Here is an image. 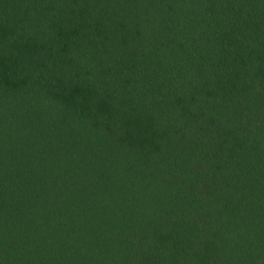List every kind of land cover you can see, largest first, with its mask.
Instances as JSON below:
<instances>
[{"label":"trees","instance_id":"16d2710c","mask_svg":"<svg viewBox=\"0 0 264 264\" xmlns=\"http://www.w3.org/2000/svg\"><path fill=\"white\" fill-rule=\"evenodd\" d=\"M0 264H264V0H0Z\"/></svg>","mask_w":264,"mask_h":264}]
</instances>
